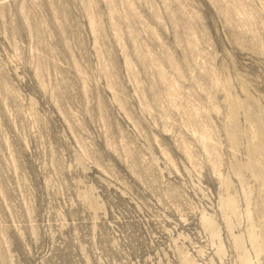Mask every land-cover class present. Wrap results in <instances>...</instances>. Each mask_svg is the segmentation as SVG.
I'll return each instance as SVG.
<instances>
[{"label":"rangeland","instance_id":"obj_1","mask_svg":"<svg viewBox=\"0 0 264 264\" xmlns=\"http://www.w3.org/2000/svg\"><path fill=\"white\" fill-rule=\"evenodd\" d=\"M0 264H264V0H0Z\"/></svg>","mask_w":264,"mask_h":264}]
</instances>
